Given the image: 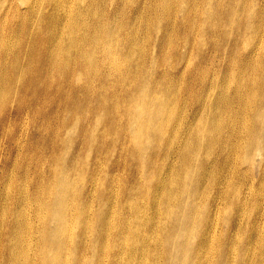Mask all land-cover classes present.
<instances>
[{
  "label": "rangeland",
  "instance_id": "obj_1",
  "mask_svg": "<svg viewBox=\"0 0 264 264\" xmlns=\"http://www.w3.org/2000/svg\"><path fill=\"white\" fill-rule=\"evenodd\" d=\"M29 1L0 3V84L9 88L0 173L7 164L14 172L11 158L25 159L35 113L52 136L43 159L71 171L63 183L51 180L57 193L64 202L79 195L91 226L105 220L119 243L105 264H264V0ZM52 50L63 72L44 84ZM77 50L85 52V79L73 65ZM35 95L51 105L18 104ZM64 96L89 109L71 129L63 126ZM106 101L121 113L104 128L97 119ZM105 130L100 148L95 137ZM87 163L93 176L81 183ZM105 182L112 193L99 197ZM11 183L30 181L9 180V192ZM48 228L43 235L55 243ZM64 228L44 254L66 255L62 238L75 227Z\"/></svg>",
  "mask_w": 264,
  "mask_h": 264
},
{
  "label": "bare ground",
  "instance_id": "obj_2",
  "mask_svg": "<svg viewBox=\"0 0 264 264\" xmlns=\"http://www.w3.org/2000/svg\"><path fill=\"white\" fill-rule=\"evenodd\" d=\"M6 1L0 0L1 5ZM19 2L21 4L30 3L29 0H19ZM18 8L16 5L15 9L18 10ZM6 12H9V6ZM51 53L53 54V58H50L43 71L44 84L47 83V79L53 70H56L59 76L63 72L62 69H58L56 66L55 54L58 53H54L53 50ZM84 55L85 52L77 50L73 57V65L77 67L76 75L78 78L83 79L87 75V71L82 68ZM93 75L94 70L91 69L90 80ZM0 87L2 89L0 92V136L6 135L9 140V124L2 121L5 105L9 102V88L2 84H0ZM101 97L97 94L93 95V98L96 100ZM60 101L64 102L62 109L65 114L63 119V126L65 128L71 129L73 125L84 122V118L79 116L78 113L81 109L89 112L87 106L79 107L75 102L69 101L68 96H64ZM45 103L51 105L50 100L45 95L42 98L35 95L34 99H25L18 104L27 105L29 108H39ZM50 110V108L43 110L41 112V119L46 120L50 116ZM119 113H121V110L114 103L106 101L103 104V116L98 118L97 121L102 123L104 128H107V120ZM30 123L33 126V131L28 142L27 140L24 141L25 144L27 143L24 147L25 159L11 158L10 165H13L14 172L9 173V165L7 164L5 169L0 173V181L4 180V182H0V264H105L107 258H104L106 251L110 247L119 248L118 241L109 237L110 228L105 220L103 221V226H91L93 217L84 210L86 201L82 200L79 195L76 194L64 202L63 198L57 193V183H51V180H60L63 183L61 179L68 173H71V171L68 169H54L50 162L43 159V146L50 144L49 140L52 136L50 133L43 134L41 132V124L38 123L35 113H31ZM90 131L91 128L89 127L88 132ZM108 136V130L102 132V135L101 132L96 134L95 138L100 142L99 145L97 144L98 147H104V141ZM11 144L15 148V151L21 148V142L17 136L12 139ZM33 149H38L37 155L30 153ZM64 159L62 158L61 161ZM36 161L39 163L36 164ZM63 165L66 164L63 163ZM93 165L86 164L87 168L81 176V183H85L88 178L93 176L91 170ZM50 173H52L51 177ZM9 174H11L10 179ZM25 179L29 180L30 183H11V190L9 192V180L10 182L13 180L20 182ZM48 183H51L50 185L54 184L55 187L49 188ZM111 193L108 182L99 185V197L109 196ZM24 201H26V213L23 218L17 219V215L25 212ZM81 201L84 203H81ZM28 206L32 207V212H28ZM62 206L66 207L71 218L62 219ZM65 225L75 227L74 235L62 238L60 249L62 252H66V255L44 254L43 248L59 246L57 235L60 229L64 233L68 231L64 228ZM47 226H49L48 230L54 234L55 243L48 241L43 235V231ZM131 228L135 231V223L131 225ZM16 233H22V240H12V237ZM32 241L36 243L33 251L30 248ZM69 247L75 250L71 261H69L68 257L70 256ZM117 262L115 259L111 260V264H116Z\"/></svg>",
  "mask_w": 264,
  "mask_h": 264
}]
</instances>
